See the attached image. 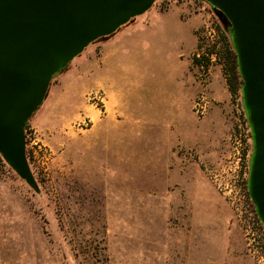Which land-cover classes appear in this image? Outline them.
Masks as SVG:
<instances>
[{
  "label": "rangeland",
  "instance_id": "obj_1",
  "mask_svg": "<svg viewBox=\"0 0 264 264\" xmlns=\"http://www.w3.org/2000/svg\"><path fill=\"white\" fill-rule=\"evenodd\" d=\"M171 4L202 18L201 48L222 50L231 33L209 2L157 0L54 77L26 129L40 192L0 153V264H264L248 248L264 225L248 192L253 142L242 96L231 94L227 111L211 94L214 73L224 95L215 73L224 74L223 59L212 53L208 66H194L192 108L177 49L149 47L145 28L124 68L115 56L99 66L118 32Z\"/></svg>",
  "mask_w": 264,
  "mask_h": 264
},
{
  "label": "water",
  "instance_id": "obj_2",
  "mask_svg": "<svg viewBox=\"0 0 264 264\" xmlns=\"http://www.w3.org/2000/svg\"><path fill=\"white\" fill-rule=\"evenodd\" d=\"M157 0H0V153L35 191L26 125L53 76ZM229 26L253 150L248 192L264 225V0H205Z\"/></svg>",
  "mask_w": 264,
  "mask_h": 264
},
{
  "label": "crops",
  "instance_id": "obj_3",
  "mask_svg": "<svg viewBox=\"0 0 264 264\" xmlns=\"http://www.w3.org/2000/svg\"><path fill=\"white\" fill-rule=\"evenodd\" d=\"M147 15L148 16H145V18H142L143 20H140L143 21L140 25L137 20L136 23L118 32L113 38V44H109L102 48L99 56V66L107 67L110 65L113 56H115L114 66H116L117 72L119 67L124 68L127 65L128 59L133 56L135 46H138L141 43L144 45L143 40H137L135 35L141 30V28H145L150 40L145 44L149 47L151 46V48L163 52L173 48L177 49L182 65L180 76L185 79V82L192 90L189 97L192 108L198 90L195 75V67L198 65L193 63V56L196 54L199 47L200 40L198 30L201 27L202 18L193 13L190 8L177 4H171L168 9H155ZM157 23H161V26H157ZM186 32H188V35H186ZM112 46H114L111 49L113 50V54H110L112 51L109 52L108 50ZM160 73H163V70ZM215 73H218V78L224 90V95L219 96L212 87L214 73H212L210 81L211 94L213 99L221 101L223 107H226V110L228 111L231 92L226 83L225 75H222L221 71H216ZM94 86L96 87L100 85L95 83ZM187 97L188 94L186 99ZM40 123V120H38L36 126H40Z\"/></svg>",
  "mask_w": 264,
  "mask_h": 264
},
{
  "label": "trees",
  "instance_id": "obj_4",
  "mask_svg": "<svg viewBox=\"0 0 264 264\" xmlns=\"http://www.w3.org/2000/svg\"><path fill=\"white\" fill-rule=\"evenodd\" d=\"M219 13H221V12H219ZM229 29H230L229 26L226 25V30H229ZM226 30H224L223 33H225ZM221 42H222V50L221 51L216 52L215 51L216 50L215 49V45L216 44H214L210 48L209 53H210V55L212 53H216L217 59H219L220 61H221V59H223V62H222L223 63V72H224V75H225V78H226V82H227L228 88H229V90H230V92H231L233 97L234 96L241 97L242 96L243 79H242V76H241V74L239 72L237 53H236V51H235V49L233 47V44H232L231 34L223 35ZM198 48H201V43L200 42H199V47ZM204 59H207V60H204ZM210 62H211L210 58H207V57L199 58L197 55H195L193 57V63L195 65H198V66L199 65L200 66L203 65V63H205L206 66H208V64ZM62 71H60V72H62ZM60 72L56 73L53 76V78L56 77L58 74H60ZM28 124H29V121L27 122L26 129L28 128ZM26 136H28V135L26 134ZM28 143H29V141L27 139V145H28ZM27 156H28V159H29V162H30L31 157H30L28 148H27ZM252 203H253V201H252ZM253 205H254V203H253ZM256 215H257V213H256ZM259 220H260V218H259Z\"/></svg>",
  "mask_w": 264,
  "mask_h": 264
},
{
  "label": "built area",
  "instance_id": "obj_5",
  "mask_svg": "<svg viewBox=\"0 0 264 264\" xmlns=\"http://www.w3.org/2000/svg\"><path fill=\"white\" fill-rule=\"evenodd\" d=\"M197 56L199 58H210L211 60H213V58L215 57L214 54H209L206 51V44L201 48V50L197 53ZM203 67V65L201 66ZM205 77V75H204ZM207 78H204V80H206ZM207 109V96H205V94L196 102V110L199 113L204 114L205 111ZM248 248L250 250V252H252L254 255L258 256L260 261H264V239L260 240L257 239L255 236L253 237H248Z\"/></svg>",
  "mask_w": 264,
  "mask_h": 264
},
{
  "label": "flooded vegetation",
  "instance_id": "obj_6",
  "mask_svg": "<svg viewBox=\"0 0 264 264\" xmlns=\"http://www.w3.org/2000/svg\"><path fill=\"white\" fill-rule=\"evenodd\" d=\"M224 22L228 25V23L226 21H224Z\"/></svg>",
  "mask_w": 264,
  "mask_h": 264
}]
</instances>
